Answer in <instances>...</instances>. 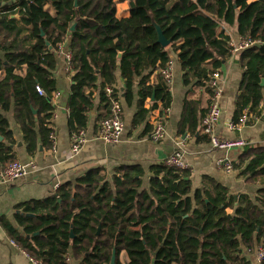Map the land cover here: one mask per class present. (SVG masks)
I'll use <instances>...</instances> for the list:
<instances>
[{"label": "trees", "instance_id": "trees-1", "mask_svg": "<svg viewBox=\"0 0 264 264\" xmlns=\"http://www.w3.org/2000/svg\"><path fill=\"white\" fill-rule=\"evenodd\" d=\"M11 2L0 0V170L18 161L9 114L21 129L29 156L35 157L40 148L53 149L54 71L65 46L71 55L68 108L73 135L88 129L98 90L105 112L99 121L108 118L107 88L121 96L118 72L129 104L139 81L133 128L151 115L142 103L149 72L155 69L164 81L167 109L171 97L162 71L170 67L173 51L183 83L209 96L207 108L201 107V97L185 102L179 134L210 141L203 121L215 94L211 82L232 54L227 27H236L238 36L255 43L241 54L246 79L231 123L236 129L253 125L264 114V0ZM121 3H128L127 18L117 16ZM155 25L170 41L168 47L158 43ZM233 165L241 177L262 187L254 198L239 194L236 200L207 176L194 190L188 169L166 163L151 168L148 186L139 167H118L111 175L100 168L61 185L47 199L17 206V228L5 217L0 224L43 264H112L114 250V264H252L243 243L255 237L257 247L264 248V147L245 146Z\"/></svg>", "mask_w": 264, "mask_h": 264}, {"label": "crops", "instance_id": "crops-1", "mask_svg": "<svg viewBox=\"0 0 264 264\" xmlns=\"http://www.w3.org/2000/svg\"><path fill=\"white\" fill-rule=\"evenodd\" d=\"M117 16L129 17L128 3L118 4ZM230 34L238 36L236 27H227ZM67 48H63L57 55V67L54 76L57 82V93L54 98L55 112L53 128L55 131V150H42L35 157L26 152L20 127L13 119V115H7L11 129L14 132L17 144L13 147L18 160L33 162L34 169L29 170V175L21 181L13 184L0 183V219L5 217L17 228L16 214L20 211L17 206L29 201H40L49 198L63 184L73 182L76 178L93 169H105L109 175L118 167H139L144 172L145 186H148L151 177V168L165 163L182 144L184 158L188 164L193 189L202 187L205 176L214 178L218 183L227 187L231 195L238 199L239 194H247L255 197L262 187L259 184L249 182L241 177L240 172L234 170L227 173L218 165V161L225 154L212 148L209 140H198V136L179 134V126L185 111L187 100H199L201 97L202 108H207L209 96L193 85L186 86L183 83V70L177 59V55L171 52L172 77L167 83L171 97L170 106L163 109L167 101V93L164 81L159 72L150 71V79L147 82L145 100L142 105L151 111L147 121L136 128L132 127L137 108L139 106V81L134 86V98L129 104L125 100V84L120 72L117 73V88L120 90V99L125 122V130L122 140L117 145L106 144L97 140L99 118L104 115L100 105V91L95 96L94 108L89 112V126L85 131L87 143L77 154L72 153V132L69 125L68 101L72 88V75L67 68L65 54ZM241 54L235 58L229 57L222 66L219 75V84L223 89L221 106V120L217 133L224 140L246 141V146L264 147V114L253 125H241L238 129L230 128L237 97L245 83V75L241 67ZM155 67L158 61L154 62ZM140 80V78H138ZM201 95V96H200ZM199 108V107H198ZM264 109V102H263ZM165 120L166 135L160 142L149 139L153 125L157 117ZM21 144V146H20ZM243 149L235 148L229 152V156L236 161ZM245 255L252 264H259L256 258L257 239L255 237L243 243ZM125 258V255H122ZM77 262L73 263L76 264ZM0 264H34L31 257L16 242L0 224Z\"/></svg>", "mask_w": 264, "mask_h": 264}, {"label": "built area", "instance_id": "built-area-1", "mask_svg": "<svg viewBox=\"0 0 264 264\" xmlns=\"http://www.w3.org/2000/svg\"><path fill=\"white\" fill-rule=\"evenodd\" d=\"M226 28V27H225ZM226 30L229 32L228 28ZM230 34V32H229ZM231 35V34H230ZM254 42L250 39H245L240 36H232L230 41L231 47V56L235 58L236 56L242 54L244 51L252 48L254 46ZM65 59L68 62V70L70 69V60L71 55L66 53ZM162 75L164 80L169 83L172 77L171 67L162 71ZM211 87L214 90V96L211 100L209 111L206 118L203 121L204 132L210 138V144L213 149L220 150L225 155L221 157L218 161V165L224 169L227 173H232L234 169V160L229 156V152L235 148L243 149L247 145L246 141L239 140H224L220 138L217 133L218 124L221 120L222 112L220 106V100L222 98L223 89L219 84V75L213 79L211 82ZM39 93H42L40 88H37ZM108 97L110 98V115L108 118L104 119L100 122L98 128L97 140L102 141L106 144L117 145L121 142L123 133L125 130V122L122 111V103L121 99L117 96H114V89L112 87H108L106 90ZM247 118L244 116L241 119V124H243ZM235 125L231 123L230 128L236 130ZM166 128H165V120L162 116L156 118L155 123L153 125L152 132L149 136V139L153 142H160L165 138ZM53 142V149L55 150L56 145V137L55 134L51 136ZM87 143L85 131H81L78 134L72 135V153L73 155H77L84 145ZM183 145L180 144L179 148L174 152V154L166 160V164L170 167H174L179 170H187L188 164L184 158ZM31 165H22L19 161L12 162L6 168L0 170V180L3 183H12L16 180L22 179L28 175V168H34L35 165L33 162H30ZM256 258L259 264L264 263V248L258 247ZM31 261L34 264H43L41 261L35 260L31 258Z\"/></svg>", "mask_w": 264, "mask_h": 264}, {"label": "water", "instance_id": "water-1", "mask_svg": "<svg viewBox=\"0 0 264 264\" xmlns=\"http://www.w3.org/2000/svg\"><path fill=\"white\" fill-rule=\"evenodd\" d=\"M16 2V0H13V2H11L10 3V5L12 4V3H15ZM15 17H17L18 18V16H15ZM156 26V30H157V34H158V43L159 44H161L162 45V47H168L169 45H170V41L169 40H167L166 38H165V36L163 35V32H162V30H161V28L159 27V26H157V25H155ZM75 25L72 27V31L73 30H75ZM42 35H44V34H42ZM47 45L49 46V49L51 50V46L49 45V43L47 42ZM122 57V53H119V58H121ZM261 85L262 86H264V81H262V83H261ZM0 140L2 141L3 140V138L2 137H0ZM20 146H21V144H20ZM31 216V215H30ZM100 230V229H99ZM39 234V233H38ZM72 235V237H73V234H71ZM115 259H116V252H115V250L113 251V255H112V264H114L115 263Z\"/></svg>", "mask_w": 264, "mask_h": 264}, {"label": "rangeland", "instance_id": "rangeland-1", "mask_svg": "<svg viewBox=\"0 0 264 264\" xmlns=\"http://www.w3.org/2000/svg\"><path fill=\"white\" fill-rule=\"evenodd\" d=\"M18 161H19V160H18ZM19 162H20L22 165H25V166H26V165H31V164H29L30 162H29V163H25V162H22V161H19ZM6 167H7V166H6ZM6 167H4V168H6ZM4 168H3V169H4ZM34 168H35V167H34ZM34 168H32V169H34ZM30 169H31V167L28 168V175H29V170H30ZM28 175H27V176H28ZM27 176H26V177H27ZM26 177H24V178H26ZM24 178L19 179V180H16V181H14V182H12V183H3V182L0 180V183H3V184H13V183H16V182H18V181L23 180Z\"/></svg>", "mask_w": 264, "mask_h": 264}]
</instances>
